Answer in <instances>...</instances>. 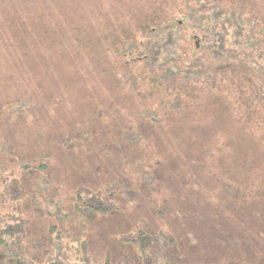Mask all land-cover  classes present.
Wrapping results in <instances>:
<instances>
[{
	"label": "rangeland",
	"instance_id": "1",
	"mask_svg": "<svg viewBox=\"0 0 264 264\" xmlns=\"http://www.w3.org/2000/svg\"><path fill=\"white\" fill-rule=\"evenodd\" d=\"M257 93L264 0H0V264H264Z\"/></svg>",
	"mask_w": 264,
	"mask_h": 264
},
{
	"label": "trees",
	"instance_id": "2",
	"mask_svg": "<svg viewBox=\"0 0 264 264\" xmlns=\"http://www.w3.org/2000/svg\"><path fill=\"white\" fill-rule=\"evenodd\" d=\"M258 94V93H257ZM264 95H261V94H258V96H256L257 98H260L261 100L264 101ZM256 98V99H257ZM224 188H227L229 189V187H224ZM90 198H92V196H89ZM90 200V199H89ZM88 209H92L93 211L95 209H93L92 206L89 205V207H87ZM23 229V227H21L18 223L15 222V224H9L7 225L6 223V226L4 227H1L0 228V249H5L6 247L7 248H14V249H11L10 253H12L13 251L15 252H18L19 250V247L17 246L16 242L13 243L14 241L12 242H8L7 238H12L13 240L16 239V232H21ZM147 232V231H146ZM155 233L153 232H150L148 231L147 233H139V235H136L135 239L139 237V249L140 252H139V260L140 262L141 261H144L146 264H149L151 263L152 261V249L156 246V249H164L166 250L167 248H171V246H174L173 244H175L173 242V238L168 236L167 233H158L156 240L155 242L154 241H151V237L154 235ZM162 234H166L165 236L162 235ZM170 237V238H169ZM160 240V242H159ZM171 245V246H170ZM1 253V252H0ZM6 256L7 258V255H4ZM111 256H107L106 259L103 261V264H111L112 261L115 259L113 258H110ZM117 258V264H137V262L139 261H134V258L133 256H129L128 259H126L125 261V258H124V255H120V257H116ZM145 263H142V264H145ZM74 264H93L92 262L91 263H88V262H82V263H74Z\"/></svg>",
	"mask_w": 264,
	"mask_h": 264
}]
</instances>
